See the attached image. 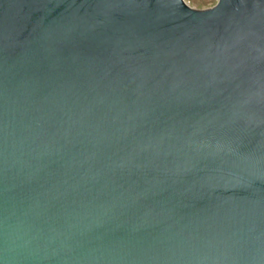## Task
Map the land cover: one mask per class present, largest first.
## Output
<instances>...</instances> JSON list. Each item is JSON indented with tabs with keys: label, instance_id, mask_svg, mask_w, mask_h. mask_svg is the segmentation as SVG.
Returning <instances> with one entry per match:
<instances>
[{
	"label": "water",
	"instance_id": "95a60500",
	"mask_svg": "<svg viewBox=\"0 0 264 264\" xmlns=\"http://www.w3.org/2000/svg\"><path fill=\"white\" fill-rule=\"evenodd\" d=\"M0 264H264V0H0Z\"/></svg>",
	"mask_w": 264,
	"mask_h": 264
},
{
	"label": "rangeland",
	"instance_id": "374dc122",
	"mask_svg": "<svg viewBox=\"0 0 264 264\" xmlns=\"http://www.w3.org/2000/svg\"><path fill=\"white\" fill-rule=\"evenodd\" d=\"M189 6L197 10H206L214 7L218 0H185Z\"/></svg>",
	"mask_w": 264,
	"mask_h": 264
}]
</instances>
